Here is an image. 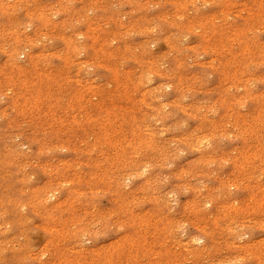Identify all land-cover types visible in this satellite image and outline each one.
Returning <instances> with one entry per match:
<instances>
[{"label": "rangeland", "instance_id": "1", "mask_svg": "<svg viewBox=\"0 0 264 264\" xmlns=\"http://www.w3.org/2000/svg\"><path fill=\"white\" fill-rule=\"evenodd\" d=\"M0 264H264V0H0Z\"/></svg>", "mask_w": 264, "mask_h": 264}, {"label": "bare ground", "instance_id": "2", "mask_svg": "<svg viewBox=\"0 0 264 264\" xmlns=\"http://www.w3.org/2000/svg\"><path fill=\"white\" fill-rule=\"evenodd\" d=\"M210 140H211V139H210ZM199 153H200V152H199ZM201 155H202V154H201ZM199 157H200V156H199ZM49 195H51V196H52V195H53V193H50Z\"/></svg>", "mask_w": 264, "mask_h": 264}]
</instances>
